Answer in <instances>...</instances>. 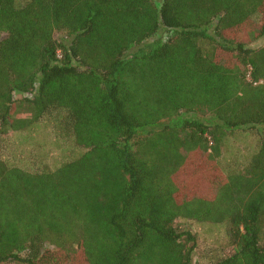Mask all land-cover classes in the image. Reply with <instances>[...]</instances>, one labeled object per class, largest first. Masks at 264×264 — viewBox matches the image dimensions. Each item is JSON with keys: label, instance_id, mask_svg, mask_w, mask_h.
Returning <instances> with one entry per match:
<instances>
[{"label": "trees", "instance_id": "16d2710c", "mask_svg": "<svg viewBox=\"0 0 264 264\" xmlns=\"http://www.w3.org/2000/svg\"><path fill=\"white\" fill-rule=\"evenodd\" d=\"M262 36L264 0H0V147L46 121L79 150L27 169L0 149V264H193L177 219L223 224L212 264H264ZM246 129L245 165L180 190Z\"/></svg>", "mask_w": 264, "mask_h": 264}, {"label": "rangeland", "instance_id": "374dc122", "mask_svg": "<svg viewBox=\"0 0 264 264\" xmlns=\"http://www.w3.org/2000/svg\"><path fill=\"white\" fill-rule=\"evenodd\" d=\"M60 35V33H55L56 37ZM262 44H264V36L260 37L253 46ZM224 56L230 58L228 54ZM47 123L40 121L28 130L7 133L5 135L7 141L13 143L12 147L17 152L14 156L11 154L13 151L0 147L3 156L8 154L7 162L27 169L54 168L63 160L79 152L70 138L61 133L56 134ZM224 143L222 153L217 158L219 166L215 165L214 168L216 171L207 175L203 172L195 177H189L184 173L178 174L175 180L180 190L184 192L191 185V195L196 193L204 196L211 195L212 182L218 180L219 177L222 178L224 173L238 170L246 164L251 151L256 146L257 136L250 129L237 130L226 138ZM175 224L180 230L189 229L197 237L193 264H212L215 259L232 252V246L224 235L223 224L194 222L187 219H177ZM75 263L81 264V261L77 259Z\"/></svg>", "mask_w": 264, "mask_h": 264}]
</instances>
